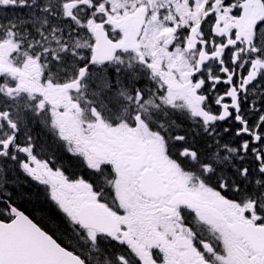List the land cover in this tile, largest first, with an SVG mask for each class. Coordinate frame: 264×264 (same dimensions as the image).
Listing matches in <instances>:
<instances>
[{"label": "snow or ice", "instance_id": "snow-or-ice-1", "mask_svg": "<svg viewBox=\"0 0 264 264\" xmlns=\"http://www.w3.org/2000/svg\"><path fill=\"white\" fill-rule=\"evenodd\" d=\"M0 264H264V0H0Z\"/></svg>", "mask_w": 264, "mask_h": 264}, {"label": "flooded vegetation", "instance_id": "flooded-vegetation-1", "mask_svg": "<svg viewBox=\"0 0 264 264\" xmlns=\"http://www.w3.org/2000/svg\"><path fill=\"white\" fill-rule=\"evenodd\" d=\"M6 14L9 16L12 15L13 10L10 9ZM146 85L150 86L145 78L142 79L136 86L145 87ZM225 90L226 86L224 84H220L218 92L223 94ZM224 102L228 103L230 100L226 98ZM30 127L36 143L35 154L37 155V159L46 161L49 157H55L56 164L51 165L54 168L56 166H62V170L66 175L83 177L86 180L91 178L90 171L80 163L79 159L72 156L70 153H67L62 145L55 142L49 131L39 122L30 121ZM185 127H187L186 123ZM42 147L44 148V151H42ZM6 178L7 187L4 191L11 192L13 201H15L25 214H28L30 218H33L34 221L40 222L42 212L39 210H43L45 222L47 221V217L59 216L55 205L47 198L44 187L38 186L36 182L31 180V178L27 177L18 168L12 166L11 162L9 163ZM21 191L30 192L33 196L30 199L21 201L19 199V193Z\"/></svg>", "mask_w": 264, "mask_h": 264}]
</instances>
